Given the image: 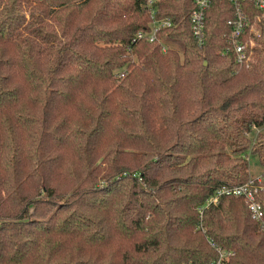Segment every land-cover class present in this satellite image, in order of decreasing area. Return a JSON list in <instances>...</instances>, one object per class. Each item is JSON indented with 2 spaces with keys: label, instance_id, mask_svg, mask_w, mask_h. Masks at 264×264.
Returning <instances> with one entry per match:
<instances>
[{
  "label": "trees",
  "instance_id": "16d2710c",
  "mask_svg": "<svg viewBox=\"0 0 264 264\" xmlns=\"http://www.w3.org/2000/svg\"><path fill=\"white\" fill-rule=\"evenodd\" d=\"M145 1L0 0V264H205L211 240L264 264V179L260 220L241 195L197 209L264 166V27L240 63L231 1L199 46L193 0H159L163 50L133 40Z\"/></svg>",
  "mask_w": 264,
  "mask_h": 264
},
{
  "label": "built area",
  "instance_id": "2783aa9c",
  "mask_svg": "<svg viewBox=\"0 0 264 264\" xmlns=\"http://www.w3.org/2000/svg\"><path fill=\"white\" fill-rule=\"evenodd\" d=\"M158 1L159 0H146L144 9L150 14V21L148 26L136 31L133 40L145 38L148 41L160 45L162 49H166L169 45L166 43L167 33L158 36V32L166 27L173 25V20L170 16H158ZM233 4V14L227 19V24L231 26L230 32L227 34V47L223 52L230 49L235 53L236 60L240 63H248L254 59V50L252 46L256 40L254 35L261 33L264 27V0H229ZM250 2L256 12L250 17L244 8V3ZM211 0H193V7L188 14L190 31L199 46L205 41V14ZM246 31L249 32L247 39H243ZM256 130L258 126H253ZM264 179V166L260 169L259 173L249 175L246 181L235 185H222L217 187L207 199L197 207L198 211L202 213L203 208L210 204H216L223 194L241 195L244 197L250 215L256 220H260L263 211L260 201L257 199V192L259 189V182ZM210 245L215 248L217 257L210 260L205 264H228L229 258L234 254L232 249H227L219 245L214 240H211ZM187 264H199L188 262Z\"/></svg>",
  "mask_w": 264,
  "mask_h": 264
},
{
  "label": "rangeland",
  "instance_id": "374dc122",
  "mask_svg": "<svg viewBox=\"0 0 264 264\" xmlns=\"http://www.w3.org/2000/svg\"><path fill=\"white\" fill-rule=\"evenodd\" d=\"M264 132V125L260 126L258 130H256L253 127V130L249 133L250 137L252 138V141H258V139H263V137H258V134L263 133ZM249 153L250 150L248 149ZM250 155V154H249ZM262 168V165L260 166V164L257 163L256 159L253 156H249V175H255L257 173H259L260 169Z\"/></svg>",
  "mask_w": 264,
  "mask_h": 264
},
{
  "label": "water",
  "instance_id": "95a60500",
  "mask_svg": "<svg viewBox=\"0 0 264 264\" xmlns=\"http://www.w3.org/2000/svg\"><path fill=\"white\" fill-rule=\"evenodd\" d=\"M204 63H205V61H204Z\"/></svg>",
  "mask_w": 264,
  "mask_h": 264
},
{
  "label": "crops",
  "instance_id": "0c3cea01",
  "mask_svg": "<svg viewBox=\"0 0 264 264\" xmlns=\"http://www.w3.org/2000/svg\"><path fill=\"white\" fill-rule=\"evenodd\" d=\"M250 172V171H249Z\"/></svg>",
  "mask_w": 264,
  "mask_h": 264
}]
</instances>
